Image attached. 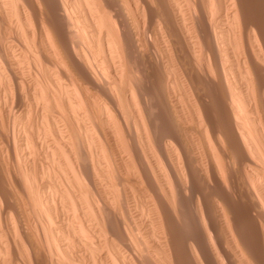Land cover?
<instances>
[{"label": "bare ground", "instance_id": "obj_1", "mask_svg": "<svg viewBox=\"0 0 264 264\" xmlns=\"http://www.w3.org/2000/svg\"><path fill=\"white\" fill-rule=\"evenodd\" d=\"M246 1L0 0V264H264Z\"/></svg>", "mask_w": 264, "mask_h": 264}, {"label": "rangeland", "instance_id": "obj_2", "mask_svg": "<svg viewBox=\"0 0 264 264\" xmlns=\"http://www.w3.org/2000/svg\"><path fill=\"white\" fill-rule=\"evenodd\" d=\"M246 2H247V4H249V2H251V0L246 1ZM253 15H255V14L252 13L251 16H253ZM150 86H151V85L149 84V88H152V86H151V87H150ZM202 87H203V88H202ZM204 87H205V91H204V90H201V88L204 89ZM206 87H207V86L202 85L201 88H200V90L204 92L203 94H208V93H209V91H208L209 89H208V87H207V89H206ZM207 91H208V92H207ZM205 92H206V93H205ZM141 94L143 95V92H142V91H141ZM144 95H145V94H144ZM144 95L142 96V98L144 97ZM146 98H147V100H149L148 103H147ZM146 98H145V99H142V102H143L144 100L146 101V102L144 101L145 103L143 102V103L145 104V106L148 105V106H146V107H150V105L152 104L151 107H152V106L154 107V105H153V104H155V103H154V100L151 99V100H152V101H151V100L149 99L150 97H146ZM207 99H208V100H207ZM151 102H152V103H151ZM206 102H207V103H206ZM146 103H147V104H146ZM149 103H150V104H149ZM205 103H206L205 106H206V108L208 109V112H210V111L212 112V111H213V109H211L212 104H211L209 98H206ZM207 104H208V106H207ZM209 104H210V105H209ZM151 107H150V108H151ZM209 107H210V108H209ZM148 109H149V108H148ZM151 109H152V118H155V116H156V115H155V112H154L155 110H154L153 108H151ZM209 110H210V111H209ZM150 112H151V110L149 111V113H150ZM211 112H210V113H211ZM147 113H148V112H147ZM147 113H146V114H147ZM150 114H151V113H150ZM147 115H148V114H147ZM148 116H149V115H148ZM157 123H158V122H157ZM157 123H156V125H157V127H158V130H160L161 127H160V125L157 124ZM163 129H164V127H163ZM164 131H165V130H164ZM164 131H163V130H160L159 133H161V134H159V133H158V134H159V135H162V134H163L162 132H164ZM165 134H166V133H165ZM165 134H164V135H165ZM122 197H123V196L121 195V198H122ZM121 198H120V201H122ZM123 207L125 208V205H123ZM182 225H183V226H182ZM178 227H179L178 229H179L180 233H181L183 236L187 234V228H186L187 226H185V224H179ZM184 231H185V232H184Z\"/></svg>", "mask_w": 264, "mask_h": 264}]
</instances>
